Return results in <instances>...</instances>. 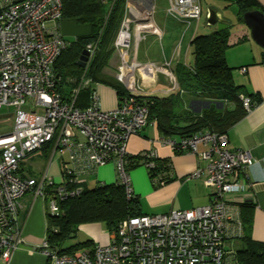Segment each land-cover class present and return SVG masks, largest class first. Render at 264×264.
Segmentation results:
<instances>
[{
    "label": "built area",
    "instance_id": "obj_1",
    "mask_svg": "<svg viewBox=\"0 0 264 264\" xmlns=\"http://www.w3.org/2000/svg\"><path fill=\"white\" fill-rule=\"evenodd\" d=\"M62 0H0V111L15 110L14 127L0 134V258L9 260L26 242L20 218L21 199L27 193L48 201L52 214L60 213L59 201L82 191L89 176L114 161L118 175L130 186L127 143L149 123L147 87L157 83L160 65L141 62L130 51L154 33L163 39L164 30L155 22L157 0H126L125 13L114 40L119 60L118 78L126 93L115 109H103L95 82L87 75L99 50V40L86 47L89 56L82 75L67 95L60 89L64 78L56 61L70 42L55 26L62 19ZM201 0H170L167 15L184 25L176 54L201 20ZM173 58L164 59L165 74L175 82ZM245 69H242L244 71ZM69 81V80H68ZM67 83H65V87ZM90 89L89 103L79 107L83 89ZM171 89H164L168 92ZM247 111L254 106L250 96L241 95ZM36 108H27L28 102ZM161 142L175 152L199 153L206 160L192 175L202 177L213 188L209 204L190 209H172L164 214H141L124 219L110 240L91 248L62 252L47 236L35 245L47 257V264H227L225 239L240 237L244 224L233 205L234 193L252 187L248 168L254 163L250 151L229 149L226 133L199 132L190 136H164ZM54 143L62 159L63 182L23 176L21 163L31 154ZM206 149L199 152V146ZM156 151L139 154L138 164L157 168Z\"/></svg>",
    "mask_w": 264,
    "mask_h": 264
},
{
    "label": "trees",
    "instance_id": "obj_2",
    "mask_svg": "<svg viewBox=\"0 0 264 264\" xmlns=\"http://www.w3.org/2000/svg\"><path fill=\"white\" fill-rule=\"evenodd\" d=\"M62 1V20L88 25L90 31L71 40L57 59L56 70L65 80L60 89L65 95L70 93L74 84L66 77L71 74L80 76L83 73L84 68L78 66L77 61L88 43L99 40V50L88 68L87 75L94 82L114 87L120 96L125 94L124 85L107 75L104 68L114 54V40L125 13L126 0ZM238 5L240 22H244L245 11L261 9L252 0H239ZM231 28L232 24L228 21L223 28L196 34L190 44L192 62L181 61L173 67L178 82L177 90L169 95L148 96L149 119L156 121L163 135L181 137L204 131L227 134L248 112L241 95L250 96L256 105L257 100L253 95L235 82L234 68L226 58L228 48L245 40L244 36L232 40ZM90 91L88 88L80 92L77 100L79 107H85L89 103ZM195 101L201 104L195 107ZM50 144L44 149L50 147ZM138 158L139 155L132 156L129 167L137 166ZM167 169L165 163L158 162L155 171ZM148 171L154 178L155 171ZM59 206L58 214H52L48 210L47 238L53 247L68 253L95 245L92 240H86L63 247L65 241L74 236L79 226L103 223L110 233H114L124 219L143 214L138 195L133 191V194L128 196L126 186L119 175L113 183L98 182L91 186L84 184L79 194L60 200ZM241 217L246 246L239 251L238 259L242 264H264V242L252 240L249 234L251 221L243 215Z\"/></svg>",
    "mask_w": 264,
    "mask_h": 264
},
{
    "label": "crops",
    "instance_id": "obj_3",
    "mask_svg": "<svg viewBox=\"0 0 264 264\" xmlns=\"http://www.w3.org/2000/svg\"><path fill=\"white\" fill-rule=\"evenodd\" d=\"M209 1L211 7L219 9L226 19L228 18L229 9L232 6H237V8L239 6V0ZM252 1H255L264 11V0ZM168 3L170 4V0H168ZM171 19L177 26V39L173 42L170 54L167 55L164 50L161 59L166 57L168 59L173 58L177 62L191 63L190 44L192 38L198 34L200 22L189 31L183 41L181 52L176 54V47L181 38L184 25L173 18ZM155 22L164 30L165 36L166 27L164 25L163 28L158 22L157 10ZM241 23V27H238L237 32L235 31L233 35L244 36L245 40L228 48L226 58L229 65L234 68L235 82L243 86L247 93L252 94L257 103L240 121L228 130L227 147L229 149L241 148L250 151L254 158V163L248 168V174L249 181L253 185L250 190L244 193H234L232 197L234 199L233 205L239 210L240 215L249 218L251 221L249 234L252 240L264 242V48L253 40L250 28L244 22ZM231 24L233 27L234 24ZM49 28H58L69 40H74L77 36L87 34L90 31L88 25H79L74 21H60L56 26L54 23H50ZM149 34L154 35V33ZM147 36L139 45L137 44V42L139 43L137 37L134 42V44H137V59L140 61L147 60V54L142 55L141 53V47L147 40ZM70 37L73 38L70 39ZM115 61L118 63L117 68L114 64ZM242 69L245 70L242 71ZM104 72L119 80V60L115 55L110 58L104 68ZM167 86V81L164 79V88ZM95 87L101 97L103 109L109 110L118 107L120 95L114 87L97 82H95ZM195 102L198 103L199 101ZM164 136L160 133L156 121L150 120L140 133L131 135L128 139L127 159L129 162H131L130 158L132 156L153 150L158 155L157 163H165L168 168L167 171H155L154 178H152L148 169L143 165L128 166L130 186L140 199L142 213L164 214L172 209H190L209 204L213 188L208 187L202 177L192 176L200 166L206 164V160L199 153L173 151L169 145L161 142ZM205 149L206 145L201 144L199 146V152ZM59 157L61 159L60 155ZM51 160L52 157L47 162L44 155L37 151L21 163L20 173L23 176L39 178L47 172V176L51 174L53 177L54 173L50 167ZM112 163L115 164L114 161H109L101 165L94 174L89 176L87 184L90 182L97 184L98 182L113 183L117 181L118 171L116 172V164L111 165ZM19 222L26 237V242L14 251L9 260L0 258V264H47L46 255L40 249L33 248L47 236L48 201L35 196L33 193H27L21 199ZM85 225L87 224L81 226ZM244 233L240 237H226L224 243L227 264H242L238 259V254L246 246ZM107 235L105 242L110 240L112 233L109 232Z\"/></svg>",
    "mask_w": 264,
    "mask_h": 264
},
{
    "label": "rangeland",
    "instance_id": "obj_4",
    "mask_svg": "<svg viewBox=\"0 0 264 264\" xmlns=\"http://www.w3.org/2000/svg\"><path fill=\"white\" fill-rule=\"evenodd\" d=\"M158 4V9H157V20L158 22L163 26L165 25L166 33L165 36H163V40L159 38V36L156 34H149L147 36V40L143 43L141 47V53L142 55L147 54V60L141 61V62H149L152 61L158 65H160L161 69L157 71V83L147 87L148 92H154V94L158 95H169L170 93L174 92L177 90L178 85H176V89H173V82L172 79H170L164 72L166 67H164V59H161L163 56L164 50L166 51L167 55L170 54L172 48H173V42L177 39V34H176V24L173 23V20L171 17L167 15V8H168V0H157ZM201 5L203 7V17L202 20L200 21V27L198 30V34L202 33H210L218 28H223L226 26V22L219 21L214 25L209 24L208 21V16H209V10L212 8L210 5L209 0H201ZM126 7V5H125ZM239 9L237 6H232L229 9L228 14V20L234 24V26L231 28L232 33L234 34L235 31L237 32L238 27L240 28V24H242L239 21V16H238ZM61 21H63L61 19ZM80 25V24H79ZM82 25V24H81ZM196 27V26H195ZM162 29V28H161ZM163 30V29H162ZM240 31V30H239ZM239 35V34H238ZM66 38V37H65ZM73 37H70L72 39ZM238 36L233 35L232 40L237 39ZM67 39V38H66ZM146 39V38H145ZM145 39L137 42V44H141L142 41ZM69 42L71 40L67 39ZM186 41V40H185ZM93 42V41H92ZM91 43V42H90ZM89 44V43H88ZM87 44V45H88ZM137 44L135 43L132 50L130 53H132V56H137ZM184 44V42H183ZM86 45V47H87ZM181 52V50H180ZM114 55V54H113ZM161 59V60H160ZM139 60V59H138ZM140 61V60H139ZM116 65V68L118 66V63L115 61L114 63ZM82 75V74H81ZM80 75V76H81ZM78 75L76 74H71L66 77L67 80H69L71 83L75 85V82L79 79ZM164 79H166L168 86L164 88ZM177 82V81H176ZM178 84V82H177ZM171 89L168 92H164V89ZM195 104V107H198L201 103L193 102V105ZM27 108H36L35 103L30 101L27 104ZM15 110L13 108H4L0 111V134L7 133L11 131L14 127V119H15ZM46 150V151H45ZM40 154H43L44 157L47 159V162L50 161V158L52 157L51 160V169L52 172L54 173L53 177L52 175H48L47 177L50 179H54V182L56 184H61L63 182V174L61 171V159L59 157V153L54 154V143L50 144V147H46V149L42 148L41 150L38 151ZM54 155V156H52ZM111 165H115L112 163ZM57 167V169H56ZM145 167V166H144ZM116 168V166H115ZM114 168V171H115ZM117 172V169H116ZM115 172V173H116ZM47 175V172H46ZM93 182H90L89 185H93ZM109 231L107 230L105 224L103 223H90L85 226H79L77 229L76 233L74 236L69 238L67 241H65L63 247H70L72 245H75L77 243H82L85 242L86 240H92L95 243H107L105 242L106 237L108 236L107 234ZM95 240V241H94ZM92 246H86L85 248H91ZM80 249H83L80 248Z\"/></svg>",
    "mask_w": 264,
    "mask_h": 264
},
{
    "label": "water",
    "instance_id": "obj_5",
    "mask_svg": "<svg viewBox=\"0 0 264 264\" xmlns=\"http://www.w3.org/2000/svg\"><path fill=\"white\" fill-rule=\"evenodd\" d=\"M244 23L250 28L253 40L264 48V11L254 9L245 11L243 14ZM209 24L214 25L219 21L228 22L223 13L217 8H211L208 16ZM89 56L88 49H84L77 61V65L85 67Z\"/></svg>",
    "mask_w": 264,
    "mask_h": 264
}]
</instances>
